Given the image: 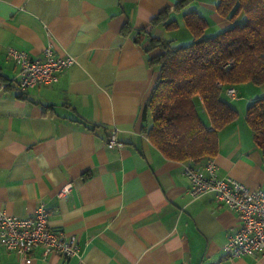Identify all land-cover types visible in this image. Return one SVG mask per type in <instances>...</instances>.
Wrapping results in <instances>:
<instances>
[{"label":"crops","instance_id":"1","mask_svg":"<svg viewBox=\"0 0 264 264\" xmlns=\"http://www.w3.org/2000/svg\"><path fill=\"white\" fill-rule=\"evenodd\" d=\"M178 1L0 0V212L25 217L42 204L49 227L78 241L70 257L30 262L0 245V264H264V253L223 250L236 213L212 193L191 197L183 173L186 164L211 160L221 176L264 189V157L245 120L264 83L235 84V96L221 92L237 116L218 130L213 156L167 158L141 130L158 75L148 60L161 50L146 51L150 38L178 41L180 27L191 41L182 18L189 10L206 18L210 35L231 25L217 0H192L175 12ZM164 11L175 28L152 25ZM47 45L75 63L56 82L21 90L7 49L40 57ZM195 104L210 126L199 96ZM111 132L122 147L106 145Z\"/></svg>","mask_w":264,"mask_h":264},{"label":"trees","instance_id":"2","mask_svg":"<svg viewBox=\"0 0 264 264\" xmlns=\"http://www.w3.org/2000/svg\"><path fill=\"white\" fill-rule=\"evenodd\" d=\"M192 0H179L175 12H183ZM216 11L231 25L215 34L195 10L182 13L193 39L175 44L165 38H150L146 51L161 50L148 62L158 75L145 101L142 119L150 117L141 130L167 158L176 160L213 156L217 132L236 118L237 111L221 98V92L243 82L264 83V0H217ZM175 28L168 11L152 19V25ZM232 64L225 69L227 62ZM0 80L6 78L0 74ZM219 84V85H218ZM199 96L209 120H201L195 99ZM245 120L264 157V96L251 101Z\"/></svg>","mask_w":264,"mask_h":264},{"label":"built area","instance_id":"3","mask_svg":"<svg viewBox=\"0 0 264 264\" xmlns=\"http://www.w3.org/2000/svg\"><path fill=\"white\" fill-rule=\"evenodd\" d=\"M6 53L18 68L17 83L21 90L56 82L60 73L75 63L73 55H54L50 45L43 49L40 57H32L26 51L13 47H9ZM231 64V61L227 62L223 67L227 69ZM3 86L0 82V87ZM225 91L231 96L236 95L233 86ZM106 145L122 147L123 142L111 132ZM183 173L189 179L188 193L191 197L212 193L217 202L224 203L236 213L238 227L227 237L223 246L226 253L231 257L264 253L263 188H251L238 179L221 176L211 160L203 167L186 164ZM68 189V184L63 185L60 194H65ZM0 245L26 262H30L34 255L44 258L56 253L70 257L78 251L75 237H66L49 227L48 212L42 204L25 217L0 212Z\"/></svg>","mask_w":264,"mask_h":264},{"label":"rangeland","instance_id":"4","mask_svg":"<svg viewBox=\"0 0 264 264\" xmlns=\"http://www.w3.org/2000/svg\"><path fill=\"white\" fill-rule=\"evenodd\" d=\"M183 24H181V26H182ZM185 29V28H184ZM183 28H180L179 27V29L177 30V31H175L174 33L176 34V38L178 39V41L177 40H173V42L175 43V44H177V43H180V44H188L189 42H191L190 41V39L188 40V39H185L184 37L186 36L185 35V31L186 30H184ZM207 32V31H206ZM210 32V31H209ZM208 33V32H207Z\"/></svg>","mask_w":264,"mask_h":264}]
</instances>
